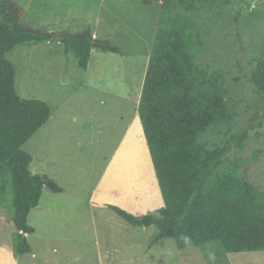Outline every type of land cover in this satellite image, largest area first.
Instances as JSON below:
<instances>
[{
  "label": "rangeland",
  "instance_id": "1",
  "mask_svg": "<svg viewBox=\"0 0 264 264\" xmlns=\"http://www.w3.org/2000/svg\"><path fill=\"white\" fill-rule=\"evenodd\" d=\"M15 1L24 24L71 33L90 27L122 53L95 48L87 70L57 40L8 53L17 66L19 95L53 108L50 120L24 145L34 157L31 170L65 191L46 187L42 203L54 209L31 211L29 224L36 229L26 235L31 253L14 249L19 242L10 221L14 203L0 204V264H210L207 251H214L215 264H264V250L221 255L218 241L180 249L173 238H164L148 250L157 227L134 226L107 205L141 217L164 205L137 111L162 0ZM201 12L209 35L199 62L210 73H222L233 114L205 140L214 148L249 128L245 148L233 145L222 169L238 157L244 177L264 188V97L251 80L264 57V0H219Z\"/></svg>",
  "mask_w": 264,
  "mask_h": 264
},
{
  "label": "trees",
  "instance_id": "2",
  "mask_svg": "<svg viewBox=\"0 0 264 264\" xmlns=\"http://www.w3.org/2000/svg\"><path fill=\"white\" fill-rule=\"evenodd\" d=\"M217 1L162 0L137 111L164 205L141 217L107 204L134 226L157 227L149 248L173 238L180 249L218 241L221 255L264 250V188L244 177L238 157L222 169L233 145L245 148L249 128L214 148L205 140L209 130L233 115L222 73H210V67L199 62L209 35L201 11ZM22 17L19 3L0 0V204L9 208L14 194V222L21 232L16 250L26 254L33 252L26 235L36 231L29 224L31 211L46 187L53 192L63 187L31 170L34 157L24 145L50 120L53 108L42 99L19 95L17 66L8 53L19 45L57 40L87 70L93 49H122L95 37L90 27L76 33L47 31L24 24ZM251 80L264 97V57L253 67ZM262 110L264 114V105Z\"/></svg>",
  "mask_w": 264,
  "mask_h": 264
},
{
  "label": "crops",
  "instance_id": "3",
  "mask_svg": "<svg viewBox=\"0 0 264 264\" xmlns=\"http://www.w3.org/2000/svg\"><path fill=\"white\" fill-rule=\"evenodd\" d=\"M68 25H70V22L68 23ZM94 36H95V33H94ZM34 161V160H33ZM33 163V162H32ZM31 169H32V166H31ZM34 173V172H33ZM45 191H47L46 189H44V191H43V194H42V197H41V200H40V203H39V205L34 209V211L35 210H38V211H44V210H52V209H54V208H52L53 206H50V205H45L44 204V202L42 203V199H43V195H44V193H45ZM63 191H65V189H63ZM94 195H95V193H93L92 194V198L94 197ZM92 198H90V199H92ZM55 199H58V198H55ZM89 202H91V200H88ZM14 203V197L12 198V201H11V203ZM42 203V204H41ZM51 204H53L54 205V203H53V201H52V203ZM15 210H16V206H15V204H13V209H11V211H10V213H11V217H10V221L12 222V219H13V223H15L14 222V216H15ZM5 219H9L8 217H6ZM36 232V231H35ZM15 233L17 234V238H18V235L21 233L20 232V230H15ZM17 241H18V239H16ZM17 245V244H16ZM15 248H17V246H14V249ZM152 248V247H151ZM151 248H149V247H147V249L148 250H150ZM146 249V251H148ZM18 253V252H17Z\"/></svg>",
  "mask_w": 264,
  "mask_h": 264
},
{
  "label": "clouds",
  "instance_id": "4",
  "mask_svg": "<svg viewBox=\"0 0 264 264\" xmlns=\"http://www.w3.org/2000/svg\"><path fill=\"white\" fill-rule=\"evenodd\" d=\"M207 257L210 261V264H215L216 257L214 251H207Z\"/></svg>",
  "mask_w": 264,
  "mask_h": 264
}]
</instances>
